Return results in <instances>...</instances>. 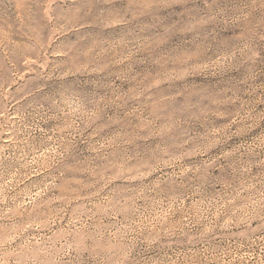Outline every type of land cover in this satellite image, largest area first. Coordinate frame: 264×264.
Wrapping results in <instances>:
<instances>
[{
	"label": "rangeland",
	"instance_id": "374dc122",
	"mask_svg": "<svg viewBox=\"0 0 264 264\" xmlns=\"http://www.w3.org/2000/svg\"><path fill=\"white\" fill-rule=\"evenodd\" d=\"M0 264H264V0H0Z\"/></svg>",
	"mask_w": 264,
	"mask_h": 264
}]
</instances>
